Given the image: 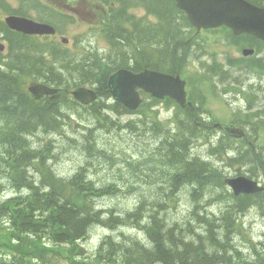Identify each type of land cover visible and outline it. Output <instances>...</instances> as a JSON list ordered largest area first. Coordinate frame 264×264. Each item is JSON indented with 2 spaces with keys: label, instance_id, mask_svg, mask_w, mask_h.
<instances>
[{
  "label": "trees",
  "instance_id": "1",
  "mask_svg": "<svg viewBox=\"0 0 264 264\" xmlns=\"http://www.w3.org/2000/svg\"><path fill=\"white\" fill-rule=\"evenodd\" d=\"M18 1L21 3L19 9L5 10L29 16L23 9L26 0ZM32 1L34 7L47 8L46 11L56 13L53 7L43 5L41 1ZM249 1L264 6V0ZM102 2L107 5V24L100 32L106 35L112 49H119L114 56H92L84 51L70 54L49 36L41 38L21 34L10 30L0 19V32L7 39L10 49L7 55L0 52V122H3L0 125V264H59L62 260L55 254V249H64L68 245L75 256H79L85 253L80 241L85 240L95 226L103 224L115 228L124 223L144 230L146 239L142 240L138 236L117 239L110 234L105 235L95 255L100 264L234 263L233 261L240 257V252L235 249L233 243L234 235L243 227L240 214L248 211L253 204L263 203L264 192L236 196L229 191L224 180L226 176L217 165L201 158L200 155L191 156L189 145L191 139L196 137L193 134L198 131L199 126L193 117V104L190 107H182L183 111L189 114L188 119L179 121L180 126L175 135L169 131L167 135H161V145L158 147L161 165L165 170H170L169 176L171 175L167 179L170 189L165 191L167 196L170 191L175 195L184 185L194 187L191 192L194 206L189 218L169 221L155 211L144 219V202L137 203L133 211L115 213L116 208H104L98 201L105 195L123 190L124 187L115 182L100 186L90 174L89 165L79 167L71 177H63L48 164L53 155L55 141L53 138H40L39 130H44L48 135L55 131L61 135L65 134L64 125L71 121L73 110H88L99 122L111 121L112 125L120 128L124 125L120 126V123L105 111L109 109V112L120 116L123 113H139L144 106L143 100L138 109L130 110L123 103L113 99L108 86V77L113 72L123 67L132 68L134 71L154 68L182 75L184 64L191 54L192 37L186 39L184 34L187 29L194 30V27L175 0ZM139 5L155 19L141 24L139 22L143 20H136L132 15L123 16V11L127 12V8ZM222 28L229 32V37L235 40L239 48L250 44L252 48L259 50L264 46V41L250 34L235 35L231 29L225 26ZM128 32L135 36H128L126 40L124 33ZM129 44L133 45L134 52L138 53L137 60L133 61L131 52H126V45ZM122 46L124 51L121 50ZM39 47L41 50H38ZM243 60L248 61H235L232 64L239 65L244 70L242 77L232 75L235 76L231 80L234 86L247 76V69H264V56L258 60L252 57ZM224 76L226 75L223 73L222 77ZM25 77L51 84L60 90L55 96L36 100L25 88ZM85 84H90L99 92V99L90 105L81 104L71 93L73 88ZM259 89L260 85L258 91ZM251 95L248 93L249 97ZM151 99L175 102L169 97L164 100L152 97ZM260 100L262 117L257 118L258 113H255L254 117H249L251 114H248L244 122H251L248 128L246 125L248 136L239 139L242 141L241 147L234 148V155L227 154L230 143H223V139L228 135L215 141L217 146L213 148V154L219 158L227 154L228 162L245 167L240 169L238 175L245 174L258 180L264 176V147L259 148L248 142L250 137L258 136L264 124V92L262 96L251 97L249 101V106L253 109L256 101ZM251 101L255 103L252 104ZM149 124V127L140 129L139 124L129 121L125 127L128 126L131 132L140 131L142 136L145 132L152 134L156 129L165 130L157 120L150 121ZM186 132L190 134L186 135ZM82 139L84 143L87 142L86 149L90 151V156H105L103 150L96 149L89 133L84 134ZM132 164L138 170L142 168L141 163ZM252 170L256 171L252 174ZM221 191L228 195L224 204L226 206H223L219 213L212 211L213 213L206 212L202 215L201 197L209 194L213 196L212 200L217 201L222 199V195L214 196L221 194ZM164 202V198L159 201L160 204ZM119 217L125 219L119 222ZM195 221L197 224L193 226ZM256 251L262 252L264 256V243H261L260 250ZM252 263L264 264V257L257 258Z\"/></svg>",
  "mask_w": 264,
  "mask_h": 264
},
{
  "label": "rangeland",
  "instance_id": "2",
  "mask_svg": "<svg viewBox=\"0 0 264 264\" xmlns=\"http://www.w3.org/2000/svg\"><path fill=\"white\" fill-rule=\"evenodd\" d=\"M39 1L45 2L43 5L53 6L56 15L53 16V13L46 11L47 8L34 7L32 0H26L24 8L22 6L25 9L24 12L32 18L51 17L55 22L66 17L64 21H58L61 28L60 34L53 40L56 43H61L62 36L69 39L67 45L61 46L68 52L71 51L74 54L75 52L84 51L92 56L94 54L102 56L111 54V56H114V53L119 51V49H112L106 35L101 33L100 30H96L98 26L104 27L107 24V5L105 3L97 0ZM20 4L18 0L0 1V18L12 13V11L9 12L5 9H19ZM127 9V12L123 11V16L132 15L136 20H143L139 22L141 24H144L147 20L155 19L153 15H150L140 5ZM100 17H102V21H100ZM229 36V32L224 28H220V30L206 29L198 33L195 28L194 30L191 28L187 29L184 37L186 39L192 37L190 40L191 54L184 64L182 73V76L187 81L188 98L195 107L193 117L199 125H197L198 131L195 134L192 133L196 137L191 139L189 145L191 146V156L197 154L203 159L212 161L215 166L217 165L221 171L226 173V178L229 175V177L238 176L240 169L245 168L242 165L234 166L227 159V154L234 155V148L238 149L241 147L242 141H239V137L227 138V136L224 138L223 143L226 144L228 142L231 147L228 149L229 152L227 154H225L227 151L224 152L225 158H219L216 154H213V148L217 146L215 141L226 135L216 128L214 123L216 121L227 122L239 125L244 129L247 125L248 128L251 122L244 123L247 120V116L251 114L249 117H254V114L258 113L257 118L262 117L260 110L262 101H256L253 109L250 108L249 101L251 97H260L264 92L263 67L258 70L247 69L248 73L246 72L245 74L248 75L243 77L245 81L242 80L236 86L231 82L234 79L233 74L241 76L243 75L241 73L244 72L242 67L239 65L233 66L232 64L235 61L246 63L248 60L245 61L243 58L252 57L255 60L263 58L264 46H261L256 51V54L244 57L243 47L240 46L239 48L235 40ZM0 41L6 43V38L3 37L1 32ZM246 47L252 48L250 44H247ZM121 50L124 51L125 48L122 46ZM127 51L131 52L130 55L133 57V61L138 59V53L134 52L133 45H126ZM223 73L226 76L222 77ZM33 81L36 82L33 78L25 77V88L27 89ZM88 85L90 86V84ZM259 85L260 89L258 91ZM248 93L254 96L251 95L249 97ZM251 103L254 104L255 101H251ZM105 112H108L116 122L120 123V126L121 124L124 126L119 128L112 125L111 121L99 122L97 117L88 110H73L71 111V121L64 125L65 134L62 133L61 135L55 131L48 135L44 130H39L40 138H53V141H55L54 149L52 150L53 155L49 159L48 164L54 168L56 173L63 177H71L79 167L89 165L90 174L100 186L111 185L112 182H115L117 185L124 187L123 190L112 193V195H105L98 201L99 205L104 208H116L117 211L115 213H119V211L123 213L125 210L133 211L137 203L144 202L145 208L142 214L144 219L145 216L147 217L148 214L155 211L168 218L169 221L189 218L194 206L191 193L194 187L192 185H184L177 192L178 194L175 193L174 195L170 191L169 196H167L165 191L170 190L169 182L167 181L171 176H169L170 170H165L161 165L158 153V147L161 145L160 142L162 140L161 135H167L168 131L175 135L180 126L179 121L184 120V118L187 120L189 114L184 112L176 101H153L149 94L144 95V106L139 113H123L119 116L109 112V109ZM156 120L165 128L164 131L156 129L154 133L145 132L142 136L140 131L131 132L128 126L125 127L127 122L133 121V123L140 125V129H144L150 126V121L155 122ZM2 123L1 120L0 125ZM247 128L245 129L246 132ZM259 132L257 137L249 138L251 142H248V144L253 143L259 148L264 147V124ZM86 133L90 134L96 149L100 148L103 150L105 156L100 157L99 154H95V156L89 155L90 151L86 149L88 148L87 142L84 143V139H82ZM187 133L186 135L190 134ZM209 142L212 145L209 146ZM97 152L95 151V153ZM132 163H141L143 169L138 170ZM231 170H233L232 173ZM260 181L264 183V176ZM227 187L229 191L233 192L229 186ZM218 195H222L221 198L223 200L214 201L212 200L213 196L209 194L201 197L200 204L203 207L200 210L203 212L202 215L206 212H217V210V213H219L220 209L226 206L224 204L225 200L228 199L227 193H222L221 191V194L217 193L214 197ZM162 198H164V204L159 203ZM246 212L240 214V218L243 220V227L233 237L234 247L236 250H240V257L237 261L234 260L232 264H254L252 262L255 259L264 257L262 252L256 251V249L260 250L261 243H264V201L260 204H253ZM218 217L219 215L216 216V218ZM124 219L119 217L118 221L120 222ZM196 224L197 221L194 222L193 226H196ZM107 234L117 239H125V237L129 236L134 238L138 236L142 240L146 239L144 230L132 227L128 223L118 225L115 228L103 224L97 225L91 230L90 235L85 240L80 241V245L84 246L85 253L75 256L70 249L71 246L69 247L68 245L64 249H55V254L61 257L62 260L59 264H100V261L95 259V255L98 252V246L102 238Z\"/></svg>",
  "mask_w": 264,
  "mask_h": 264
},
{
  "label": "water",
  "instance_id": "3",
  "mask_svg": "<svg viewBox=\"0 0 264 264\" xmlns=\"http://www.w3.org/2000/svg\"><path fill=\"white\" fill-rule=\"evenodd\" d=\"M177 6L187 13L191 24L201 31L225 25L235 34H251L264 41V6L249 0H175ZM7 26L21 33L30 35L55 34L56 28L49 23H43L27 16L10 14L6 16ZM67 40V39H66ZM65 40V41H66ZM0 47L3 45L0 43ZM244 55L254 54L253 48L243 49ZM109 90L113 99L123 103L127 108L137 109L142 104L141 91L144 90L153 97L165 98L169 96L182 106L187 103L186 80L177 75L146 68L141 72L120 68L108 78ZM29 92L37 99L46 95H55L58 88L37 82L28 87ZM75 99L81 104H89L98 98V92L86 85L72 91ZM215 126L233 137H242L245 132L233 124L216 122ZM236 196L242 193L252 194L264 191L258 180L246 175L228 177L225 179Z\"/></svg>",
  "mask_w": 264,
  "mask_h": 264
},
{
  "label": "flooded vegetation",
  "instance_id": "4",
  "mask_svg": "<svg viewBox=\"0 0 264 264\" xmlns=\"http://www.w3.org/2000/svg\"><path fill=\"white\" fill-rule=\"evenodd\" d=\"M97 1H100V2H102V0H97ZM107 9V8H106ZM107 12V11H106ZM45 21H48L49 23H51L52 24V22L51 21H49V20H45ZM100 21H102V17H100ZM54 22V21H53ZM55 26H56V28H60V26H59V23L58 22H54L53 23ZM102 28L103 27H99L98 26V29L99 30H102ZM60 33H57L55 36H53L54 38H56V37H58V35H59ZM37 36H39V35H37ZM46 36H50V35H46ZM46 36H39V37H46ZM128 36H135V35H131L130 34V32H128V33H124V39H126L127 40V37ZM51 37V36H50ZM63 38V37H62ZM66 39H62V42L60 43V42H58V44H60L61 46H65V45H67L69 42H67V41H65ZM38 50H41V48L39 47V49ZM0 52L2 53V55H7L9 52H10V49H9V47H7V46H4V47H2V48H0ZM70 54H71V51H70ZM130 69V68H129ZM145 94H148V93H146L144 90H142L141 91V96H142V99L144 98V95ZM43 98H45V97H43ZM42 98V99H43ZM251 142V141H250ZM249 142V143H250Z\"/></svg>",
  "mask_w": 264,
  "mask_h": 264
},
{
  "label": "bare ground",
  "instance_id": "5",
  "mask_svg": "<svg viewBox=\"0 0 264 264\" xmlns=\"http://www.w3.org/2000/svg\"><path fill=\"white\" fill-rule=\"evenodd\" d=\"M96 62V61H95ZM94 65H96V64H94ZM104 68V67H103ZM40 69H41V67H40ZM100 69V68H99ZM98 69V70H99ZM107 69V68H106ZM103 70V69H102ZM105 71V70H104ZM103 71V72H104ZM100 73H101V71H100ZM238 73V72H237ZM248 73V72H247ZM236 75V74H235ZM248 75V74H247ZM243 76V75H242ZM241 76V77H242ZM235 77V76H234ZM251 78V77H250ZM245 79V78H244ZM242 80H243V78H242ZM249 80V79H248ZM241 82V81H240ZM245 83V82H244ZM29 110V109H28ZM27 115V114H26ZM31 119V118H30ZM34 122V121H33ZM109 141V140H108ZM107 142V141H106ZM184 149H186V148H184ZM45 150V149H44ZM48 150V149H47ZM187 150V149H186ZM183 151V150H182ZM187 152V151H186ZM206 154V153H205ZM262 154V153H261ZM186 155H187V153H186ZM249 155V154H248ZM256 155V154H255ZM258 155H260L259 154V152H258ZM183 156H185V155H183ZM243 156H244V154H243ZM246 156V155H245ZM253 156V155H252ZM257 156V155H256ZM57 157V156H56ZM258 157V156H257ZM259 157H262V156H259ZM45 158V157H44ZM256 159H258V158H256ZM259 160V159H258ZM176 162H178V161H176ZM240 162V161H239ZM261 162V161H260ZM263 162V161H262ZM261 162V163H262ZM211 163V162H210ZM238 163V162H237ZM256 163H257V161H256ZM260 163V164H261ZM255 165V164H254ZM258 165V164H257ZM234 166H235V164H234ZM258 166H260V165H258ZM213 167V166H212ZM255 167V166H254ZM256 168V167H255ZM229 169V168H228ZM234 169V168H233ZM237 169V168H236ZM179 171V170H178ZM217 171V170H216ZM229 171V170H228ZM250 171V170H249ZM254 171H256V170H254ZM254 171L252 170L251 172H252V174L254 173ZM227 172V171H226ZM233 172V170H231V173ZM234 172H235V170H234ZM238 172V171H237ZM180 173H181V171H180ZM223 173V172H222ZM230 173V174H231ZM247 173V172H246ZM250 173V172H249ZM256 173V172H255ZM224 174H226V173H224ZM218 175V174H217ZM221 175V174H220ZM232 175V174H231ZM236 175V174H235ZM230 176V175H229ZM248 176V175H247ZM226 178V177H225ZM9 183V182H8ZM5 186V185H4ZM200 188V187H199ZM203 189V188H202ZM205 189V188H204ZM197 190V189H196ZM178 194V193H177ZM180 194V193H179ZM234 194V193H233ZM179 196V195H178ZM95 199V198H94ZM97 201H98V199H96ZM95 201V200H94ZM226 204V203H225ZM121 205V204H120ZM224 208V207H223ZM32 209V208H31ZM221 210V209H220ZM223 210V209H222ZM217 212H218V210H217ZM220 212V211H219ZM216 213V212H215ZM245 213H247V212H245ZM245 220V219H244ZM98 222V221H97ZM214 222V221H213ZM245 224V223H244ZM213 225V224H212ZM209 227V226H208ZM170 229V228H169ZM216 230V229H215ZM222 231V230H221ZM224 232V231H223ZM90 233V232H89ZM222 233V232H221ZM239 242V241H238ZM235 243V242H234ZM236 244H238V243H236ZM234 246H235V244H234ZM237 247H238V245H237ZM240 251V250H239ZM149 256V255H148ZM187 257V256H186ZM156 261V260H155ZM200 261V260H199ZM226 263V262H225Z\"/></svg>",
  "mask_w": 264,
  "mask_h": 264
}]
</instances>
